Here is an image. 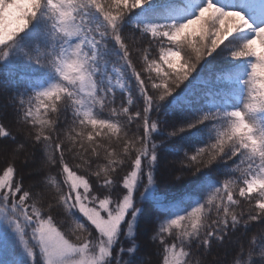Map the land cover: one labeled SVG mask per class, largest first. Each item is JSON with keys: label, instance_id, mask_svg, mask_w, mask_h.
Instances as JSON below:
<instances>
[{"label": "snow or ice", "instance_id": "obj_1", "mask_svg": "<svg viewBox=\"0 0 264 264\" xmlns=\"http://www.w3.org/2000/svg\"><path fill=\"white\" fill-rule=\"evenodd\" d=\"M0 88V264H264V0H0Z\"/></svg>", "mask_w": 264, "mask_h": 264}, {"label": "trees", "instance_id": "obj_2", "mask_svg": "<svg viewBox=\"0 0 264 264\" xmlns=\"http://www.w3.org/2000/svg\"><path fill=\"white\" fill-rule=\"evenodd\" d=\"M209 59H211V58L209 57ZM218 67L219 66H217V70H218ZM185 83H187V82H185ZM183 87H184V85H181V88H183ZM11 96H12V90L11 89L4 91L2 88H0V114H6L7 119L4 122L9 125V127L11 128V130L13 132H15V124L12 121L13 110L10 106ZM2 166H3V160L0 159V167H2ZM175 174L176 173L174 170L173 175L169 179L174 180ZM27 176H28V173L26 171L25 172L26 185H27V183L31 182L27 179ZM158 178H159V176H158ZM217 178L218 177L215 174H213V179H217ZM192 179L193 178L191 176H188V177H185L184 180H182L181 182L170 184V186L167 188L168 195L174 196V197L180 196L183 193V191L185 190V187L188 184V182L191 181ZM258 231H259V229L257 227H253L250 230L249 235L251 236L253 233H256ZM151 235H152L151 229H149L146 232L138 230L137 243L140 245V249H139V252L137 254V258L139 260H142L144 262V264H160V259H161L160 249L158 248L157 244H154L153 242H151V240H150ZM227 251L228 250L226 248L214 247L211 255H209L207 257V259L209 261H211V260H213V257H224ZM202 259H203V257H201L200 255H194L192 257V264H197V261L202 260Z\"/></svg>", "mask_w": 264, "mask_h": 264}]
</instances>
